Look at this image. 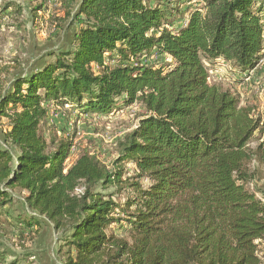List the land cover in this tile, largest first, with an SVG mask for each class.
<instances>
[{"label": "trees", "instance_id": "obj_1", "mask_svg": "<svg viewBox=\"0 0 264 264\" xmlns=\"http://www.w3.org/2000/svg\"><path fill=\"white\" fill-rule=\"evenodd\" d=\"M55 6L66 20L67 48L0 93L8 124L0 216L10 215L12 191L23 193L20 233L44 219L62 264H262L264 190L253 189L250 170L264 159V143L250 145L261 118L209 82L203 59L230 63L245 83L263 58L264 0ZM64 105L97 117L132 106L141 114L117 141L110 166L87 150L76 149L70 162L75 133L41 132Z\"/></svg>", "mask_w": 264, "mask_h": 264}, {"label": "rangeland", "instance_id": "obj_2", "mask_svg": "<svg viewBox=\"0 0 264 264\" xmlns=\"http://www.w3.org/2000/svg\"><path fill=\"white\" fill-rule=\"evenodd\" d=\"M65 21L62 12L55 6V0H0V93L16 75L41 68L45 62L52 61L50 53L67 48L69 31L64 27ZM203 63L211 84L237 94L241 103L252 107L255 117L261 118V126L250 145L254 147L264 143V64L237 93L234 85L241 84V81L233 79L236 73L230 63L220 58L212 61L204 58ZM140 114L141 110L136 106L99 117L92 113L81 114L74 109L58 110L51 113L41 132L47 138L54 133L66 136L74 132L77 150H87L110 166L117 141L135 127ZM7 126L6 119L0 118V147H3ZM77 152L73 153L70 162ZM125 169V178L130 179L134 169L131 165H126ZM250 170L255 174L253 189L264 190V159L252 162ZM113 191L109 189L105 193ZM23 196V193L12 191L13 204L7 208L10 215L0 216V256L5 259L4 264L14 261L19 264H60L57 254L59 242L52 227L47 228L49 225L44 223L43 227L41 224L25 227L20 233L16 218L26 219L27 214L22 203ZM113 199L122 203L124 196L118 194ZM9 222L17 226H9ZM53 232L55 235L51 237ZM259 256L264 264V244L259 249Z\"/></svg>", "mask_w": 264, "mask_h": 264}, {"label": "built area", "instance_id": "obj_3", "mask_svg": "<svg viewBox=\"0 0 264 264\" xmlns=\"http://www.w3.org/2000/svg\"><path fill=\"white\" fill-rule=\"evenodd\" d=\"M262 64H264V51H263V58H262V60H261V62H260V64H259V68L262 66ZM258 69V68H257ZM255 72V70L254 71H251V72H249L246 76H244V81L245 82H248L251 78H252V76H253V73ZM64 109H69V106L68 105H64ZM75 150H76V148L75 147H72L71 148V153L73 152H75Z\"/></svg>", "mask_w": 264, "mask_h": 264}, {"label": "crops", "instance_id": "obj_4", "mask_svg": "<svg viewBox=\"0 0 264 264\" xmlns=\"http://www.w3.org/2000/svg\"><path fill=\"white\" fill-rule=\"evenodd\" d=\"M233 79H237V77L236 76H234L233 77ZM239 82V81H238ZM243 85H244V83H241V84H239V85H237V86H235L234 85V87L236 88L235 90L237 91V93H238V90H241V89H243ZM234 90V89H233ZM41 220V222H40V224H41V226L43 227V222H42V219H40ZM49 227H51L50 225L47 227V228H49ZM42 232V231H41ZM55 234H54V232H53V234H51V237H53ZM50 237V236H49ZM46 239H48V236H47V238ZM52 241H53V239H52ZM60 264H62L61 263V261L59 262Z\"/></svg>", "mask_w": 264, "mask_h": 264}]
</instances>
